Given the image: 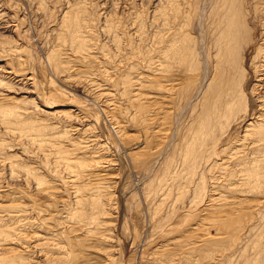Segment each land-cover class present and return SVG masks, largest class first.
I'll list each match as a JSON object with an SVG mask.
<instances>
[{
    "label": "rangeland",
    "instance_id": "obj_1",
    "mask_svg": "<svg viewBox=\"0 0 264 264\" xmlns=\"http://www.w3.org/2000/svg\"><path fill=\"white\" fill-rule=\"evenodd\" d=\"M263 75L264 0H0V264L264 258Z\"/></svg>",
    "mask_w": 264,
    "mask_h": 264
},
{
    "label": "bare ground",
    "instance_id": "obj_2",
    "mask_svg": "<svg viewBox=\"0 0 264 264\" xmlns=\"http://www.w3.org/2000/svg\"><path fill=\"white\" fill-rule=\"evenodd\" d=\"M178 6V5H177ZM232 18V17H231ZM234 19V18H233ZM232 21V20H231ZM231 21H229V22H231ZM235 21V20H234ZM233 21V22H234ZM235 23V22H234ZM233 23V24H234ZM239 26V25H238ZM157 27V26H156ZM169 27V26H168ZM226 27V26H225ZM228 27V26H227ZM235 27V26H234ZM223 28V27H222ZM221 28V29H222ZM229 28V27H228ZM227 28V29H228ZM233 29V28H232ZM231 29V30H232ZM226 30V29H225ZM235 32V31H234ZM226 33V32H225ZM230 33H231V31H230ZM159 35V34H158ZM228 35V34H227ZM230 36V35H229ZM234 36V35H233ZM235 37V36H234ZM233 38V37H232ZM227 39V38H226ZM229 39H231V38H229ZM234 39H236V38H234ZM234 39H233V41H234ZM232 40V39H231ZM231 42V41H230ZM232 43H234V42H232ZM230 49V48H229ZM238 55V54H237ZM195 56V55H194ZM237 60H238V58H237ZM237 63V62H236ZM168 64V63H167ZM227 66V65H226ZM245 67V66H244ZM197 68V67H196ZM194 69V68H193ZM223 71V70H222ZM239 72V71H238ZM245 72V71H244ZM193 73V72H192ZM263 73V72H262ZM234 76V75H233ZM264 76V75H263ZM194 77V76H193ZM191 78V77H190ZM204 78V77H203ZM204 81V80H203ZM232 81V80H231ZM233 82V81H232ZM162 83V82H161ZM160 83V84H161ZM98 84V83H97ZM164 85V84H163ZM239 85V84H238ZM127 86V85H126ZM212 86H213V84H212ZM231 86V85H230ZM234 86V85H233ZM237 86V85H236ZM158 87V86H157ZM160 87V86H159ZM192 87V86H191ZM126 88V87H125ZM163 88V87H162ZM171 88V87H170ZM220 87H218V89H219ZM234 88V87H233ZM236 88V87H235ZM238 91V90H237ZM211 92V91H210ZM233 92H234V89H233ZM107 93V92H106ZM137 93V92H136ZM205 93V92H204ZM99 94V93H98ZM200 94H202V93H200ZM210 94V93H209ZM106 95V94H105ZM110 95V94H109ZM143 95V94H142ZM230 95H232V94H230ZM235 95V94H234ZM173 97V96H172ZM208 97V96H207ZM235 98V97H234ZM158 100V99H157ZM170 100V99H169ZM172 100V99H171ZM174 100V99H173ZM210 100V99H209ZM233 100V99H232ZM236 100V99H235ZM133 101V100H132ZM213 101V100H212ZM140 102V101H139ZM155 103V102H154ZM159 103V102H158ZM230 103V102H229ZM208 104V103H207ZM227 104H228V102H227ZM233 104V103H232ZM231 104V105H232ZM127 105V104H126ZM231 105H227L226 106V108H228V111H230L231 112ZM206 106V105H205ZM211 106V105H210ZM219 106V105H218ZM224 106V105H223ZM234 106V105H233ZM232 106V107H233ZM146 106H144V108H145ZM215 107H217V106H215ZM194 108H196V107H194ZM226 108H224V109H226ZM240 108V107H239ZM147 109V108H146ZM160 109V108H159ZM177 109V108H176ZM213 109V108H212ZM220 109V108H219ZM209 110V109H208ZM149 111V110H148ZM154 111V110H153ZM165 111V110H164ZM207 111V110H206ZM210 111H211V109H210ZM150 112V111H149ZM166 112V111H165ZM193 112V111H192ZM199 112V111H198ZM159 113V112H158ZM203 113V112H202ZM218 113H219V111H218ZM208 114V113H207ZM211 114H213V113H211ZM210 114V115H211ZM215 114V113H214ZM216 115V114H215ZM214 115H212V116H209V118L211 117H213ZM205 117V116H204ZM215 117V116H214ZM220 117V116H219ZM222 117V116H221ZM260 117V116H259ZM208 118V117H207ZM148 119H150V118H148ZM215 119V118H214ZM161 120V119H160ZM203 120H204V118H203ZM207 120V119H206ZM212 120V119H211ZM210 120V121H211ZM216 120V119H215ZM219 120V119H218ZM222 120V119H221ZM234 120V119H233ZM193 121V120H192ZM195 121V120H194ZM262 121V120H261ZM147 122V121H146ZM145 122V124H147ZM171 122V121H170ZM190 122V121H189ZM200 122V121H199ZM203 122H205V120L203 121ZM208 122V121H207ZM216 122V121H215ZM225 122V121H224ZM234 122V121H233ZM257 122V121H256ZM153 123V122H152ZM210 123V122H209ZM218 123V122H217ZM221 123V122H220ZM149 124V123H148ZM166 124V123H165ZM164 124V125H165ZM203 125H204V123H202ZM207 124V123H206ZM250 124V123H249ZM252 124H254V123H252ZM202 125V126H203ZM147 126V125H146ZM178 126V125H177ZM201 126V125H200ZM205 126H207V125H205ZM205 126H204V128H205ZM222 127V126H221ZM186 128H187V126H186ZM203 128V129H204ZM208 128V127H207ZM216 128V127H215ZM249 129V128H248ZM121 130V129H120ZM212 130V129H211ZM251 130V129H250ZM264 130V129H263ZM262 130V131H263ZM202 131V130H201ZM124 132V131H123ZM203 132V131H202ZM209 132V131H208ZM207 132V133H208ZM160 133H161V131H160ZM186 133V132H185ZM212 133H214V132H212ZM209 135V134H208ZM260 135V134H259ZM184 136V135H183ZM203 136H204V134H203ZM210 136H211V134H210ZM212 136H213V134H212ZM258 136V135H257ZM262 136H263V134H262ZM182 137V136H181ZM190 138V137H189ZM200 138V137H199ZM203 138V137H202ZM260 138V137H259ZM201 139V138H200ZM204 139V138H203ZM212 139V138H211ZM190 140V139H189ZM205 140V139H204ZM207 141H208V138H207ZM211 141V140H210ZM258 141V140H257ZM150 142V141H149ZM183 142V141H182ZM202 142H204L205 143V141H202ZM201 142V143H202ZM259 142V141H258ZM264 142V141H263ZM200 143V142H199ZM258 144H260V143H258ZM191 145V144H190ZM201 145V144H200ZM207 145V144H206ZM193 146V145H192ZM199 146V145H198ZM190 147V146H189ZM201 147V146H200ZM208 147V146H207ZM257 147V146H256ZM190 150H192L191 148H189ZM197 149V148H196ZM199 149V148H198ZM201 149V148H200ZM202 149H203V146H202ZM194 150V149H193ZM187 151V150H186ZM202 151V150H201ZM196 152V151H195ZM204 152V151H203ZM260 152V151H259ZM138 153V152H137ZM198 153H199V151H198ZM197 153V154H198ZM256 153V152H255ZM128 154H130V153H128ZM191 154H192V152H191ZM196 154V155H197ZM179 155V154H178ZM183 155V154H182ZM187 155V154H186ZM186 155H184L185 157H186ZM200 155V154H199ZM241 156H243V155H241ZM132 157V156H131ZM69 158V157H68ZM190 158V157H189ZM192 158V157H191ZM185 159V158H184ZM186 159H187V157H186ZM216 159V158H215ZM217 160V159H216ZM231 160V159H230ZM262 160V159H261ZM133 161H134V159H133ZM186 161H188V160H186ZM192 161V160H191ZM189 163H191L190 162V160L188 161ZM196 163V162H195ZM204 163V162H203ZM226 163V162H225ZM253 163V162H252ZM255 163V162H254ZM191 165H192V163H191ZM251 165V164H250ZM70 166V165H69ZM187 166V165H186ZM240 167V166H239ZM246 167V166H245ZM193 168V167H192ZM213 168V167H212ZM193 169H195V167L193 168ZM187 170V169H186ZM254 170H255V168H254ZM238 172V171H237ZM183 173V172H182ZM203 173V172H202ZM193 174V173H192ZM191 174V175H192ZM195 174H198V173H195ZM206 174V173H205ZM239 176H240V174H239ZM201 177V176H200ZM257 177H259V176H257ZM203 178V177H202ZM260 178V177H259ZM204 179V178H203ZM253 179V178H252ZM248 181V180H247ZM218 184V183H217ZM247 185V184H246ZM250 185V184H249ZM43 190V189H42ZM176 192V191H175ZM210 201H211V199H210ZM209 202V201H208ZM212 202L213 203H207V205H206V207L203 209V211H204V213H206L205 211H210V206L213 208V204L215 205L216 204V202H220L219 201V198H214V199H212ZM217 203V204H218ZM223 203V202H222ZM228 203H229V201H228ZM220 204V203H219ZM13 206V205H12ZM226 206V205H225ZM231 206V205H230ZM215 207H217V206H215ZM219 207V206H218ZM217 207V208H218ZM220 207H222V206H220ZM227 207V206H226ZM211 208V209H212ZM215 209V208H214ZM227 212V211H226ZM202 213V212H201ZM217 213H220V211H218ZM225 213V212H224ZM175 214V213H174ZM210 214H212V213H210L209 212V215ZM216 214V213H215ZM227 214V213H226ZM17 215V214H16ZM38 215V214H37ZM208 215V216H209ZM213 215V214H212ZM19 216H20V214H19ZM228 216V215H227ZM42 217V216H41ZM176 217V216H175ZM207 217V216H206ZM217 217V220H215L214 218L211 220V219H209V223L207 224V223H204V222H208L207 220L205 221V219H207V218H205L203 221H200V222H198V223H195V225L194 226H192L190 229L192 230V231H194V232H205V231H207V232H209L211 229H213V227L216 225V226H218V234L216 235V236H207V237H204V236H201L199 233V235H200V237L197 239V241L193 244H191V243H189L190 245L188 246L187 244L188 243H186L185 245L187 246L186 247V250H185V252L184 253H186V254H183L184 256H182V258L181 257H179V259H176V258H173V256H175V257H178V256H176L175 255V253L173 254V253H171V252H168V253H166V254H164L162 251H157L155 254H156V264H167V263H173V264H207V262H208V264H264V258L262 257V250L261 251H259L258 250V245H259V242H257V240H258V237L256 236L255 238H257V240L256 241H254V242H252V241H250L251 243H248V244H246L245 242L246 241H244L243 240V238H242V241H239V239L241 240V238L240 237H242V236H239V238H238V240L236 239H233V241L235 240V241H237L238 243L237 244H235L236 245V247L238 246V245H240V246H238V249H239V251L237 250H235L237 253H239L238 255L236 254V252L234 253H231L230 251H231V249H233L234 250V248L236 249V247H235V245H234V248L229 244V242H227L228 241V237H227V235L225 234V232H232V229L233 230H238L237 228H239V227H236L235 229L233 228V226H234V224H232L231 223V219H228V218H225V217H223L222 215H215V218ZM232 217V216H231ZM171 218V217H170ZM178 218V217H177ZM16 219V218H15ZM70 219V218H69ZM38 220V219H37ZM164 220V219H163ZM172 220V219H171ZM242 221V220H241ZM185 222H187V221H185ZM228 222V223H227ZM230 223V224H229ZM185 224V223H184ZM187 224H188V222H187ZM190 224V223H189ZM189 224H188V226H189ZM64 225V224H63ZM183 225V224H182ZM182 225H180L181 227H182ZM212 225V226H211ZM185 226V225H184ZM187 226V225H186ZM185 226V227H186ZM236 226V225H235ZM239 226V225H238ZM241 226V225H240ZM167 227H168V225H167ZM174 227V225H172V228ZM175 227H176V225H175ZM184 227V228H185ZM242 227V226H241ZM261 227V226H260ZM171 228V229H172ZM232 228V229H231ZM175 229V228H174ZM189 229V230H190ZM240 229V228H239ZM251 229H252V227H251ZM255 229V228H254ZM261 229V230H260ZM170 230V229H169ZM190 230V232H192ZM256 230V229H255ZM258 230L260 231V233L259 234H257V235H259V237L260 238H262L263 236H264V230L262 229V228H258ZM240 231H241V229H240ZM250 231V230H249ZM172 232H174V230H172ZM172 232H170V233H172ZM189 232V233H190ZM206 232V233H207ZM251 232V231H250ZM169 233V234H170ZM206 233H205V235H206ZM240 233V232H239ZM254 233V232H253ZM160 234V233H159ZM175 234L177 235V232L175 231ZM175 234H173V235H175ZM188 234V233H187ZM191 234H193L194 236H196L195 235V233H191ZM249 234H251V233H249ZM198 235V236H199ZM204 235V234H203ZM222 235V236H221ZM254 235H256L255 233H254ZM181 236V235H180ZM249 236V235H248ZM253 236V235H252ZM251 236V237H252ZM187 237V236H186ZM229 237H231V235H229ZM232 237H235V236H233L232 235ZM250 237V238H251ZM182 238V237H181ZM188 238V237H187ZM235 238H237V236L235 237ZM254 238V237H253ZM2 239V238H1ZM177 239V238H176ZM179 239V238H178ZM194 239V238H193ZM49 240H50V238H49ZM187 240V239H186ZM189 240V239H188ZM187 240V241H188ZM250 240V239H249ZM172 241V240H171ZM192 241V240H191ZM194 241V240H193ZM47 242V241H46ZM173 242H175V241H173ZM172 243V242H171ZM178 243V242H177ZM182 243V242H181ZM0 244H2V243H0ZM164 244V243H163ZM170 244V243H169ZM234 244V243H233ZM37 245V244H36ZM54 245V244H53ZM167 245V244H166ZM181 245V244H180ZM182 245H183V243H182ZM181 245V246H182ZM184 245V246H185ZM171 246V245H170ZM231 246V247H230ZM242 246V247H241ZM260 246V245H259ZM71 247V246H70ZM160 247V246H159ZM159 247H157V248H159ZM162 247V246H161ZM185 248V247H184ZM228 248H230V251L228 250ZM261 247H259V249H260ZM168 249V248H167ZM160 250V249H159ZM166 250V249H165ZM175 250V249H174ZM179 250V249H178ZM177 250V251H178ZM182 250V252H183V248L181 249ZM156 251V250H155ZM167 251V250H166ZM169 251V250H168ZM171 251V250H170ZM176 251V250H175ZM253 251V252H252ZM230 252V253H229ZM154 253V252H153ZM181 254V252H178V254ZM250 253H252V256L250 255ZM177 254V255H178ZM234 254H236L237 256H235ZM154 255V254H153ZM153 257V256H152ZM237 257V258H236ZM262 258H263V260H262ZM204 259H206V260H204ZM238 261V262H236V261ZM155 264V263H154Z\"/></svg>",
    "mask_w": 264,
    "mask_h": 264
}]
</instances>
